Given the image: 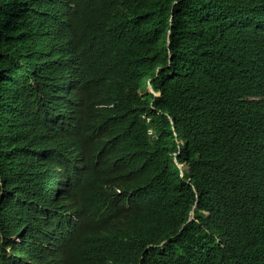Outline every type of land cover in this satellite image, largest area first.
I'll list each match as a JSON object with an SVG mask.
<instances>
[{
	"label": "trees",
	"instance_id": "1",
	"mask_svg": "<svg viewBox=\"0 0 264 264\" xmlns=\"http://www.w3.org/2000/svg\"><path fill=\"white\" fill-rule=\"evenodd\" d=\"M197 1L0 0V99L25 81L20 41L54 29L34 80L72 75L80 106L57 197L39 189L48 158L15 170L12 131L0 135V264L32 247L3 244L2 224L49 205L92 223L61 248L66 264H264V0Z\"/></svg>",
	"mask_w": 264,
	"mask_h": 264
},
{
	"label": "clouds",
	"instance_id": "2",
	"mask_svg": "<svg viewBox=\"0 0 264 264\" xmlns=\"http://www.w3.org/2000/svg\"><path fill=\"white\" fill-rule=\"evenodd\" d=\"M203 2L204 0L201 1L202 6H205L206 3ZM53 42L55 43L54 29L40 30L28 40L23 38L20 41L19 48L24 45L26 54L18 52L16 48L17 53L12 60L25 81L16 82L18 77L14 74L12 79L15 81V88L12 90L16 94L0 99V135L4 136L12 131L17 143L12 163L15 170L16 167L21 169L20 166L25 165L26 168L31 166V170L38 173V170L44 172V167L38 169L39 162L43 158H48L50 162L45 176L37 177L42 201L51 195L52 190L56 197L59 195L61 188L55 182L65 183L70 178L74 179V169L79 161L77 123L80 106L74 98L76 90L70 89V84L74 81L72 75H64L58 87L44 86L34 80L36 70L40 68L43 57L50 54L49 47ZM29 55L33 57L29 62L21 60V57ZM26 84H29L27 88ZM149 88L154 93L152 86L148 90ZM21 159H27L28 165L22 164ZM55 169L64 170L67 178H58L54 173ZM14 192L8 191V201L17 203L19 200L13 198ZM22 217L26 221L24 227L16 228L18 224H15L11 229L5 221L1 227V235L2 243L11 247L32 246L26 248L24 257L16 254L13 256L21 259L23 264H41V258L43 264H66L61 248L84 241L89 237L92 226L86 213L69 206H34L19 219ZM30 239L34 242H29ZM99 261L101 260L96 256L86 258V264H98ZM13 264H17V261Z\"/></svg>",
	"mask_w": 264,
	"mask_h": 264
},
{
	"label": "rangeland",
	"instance_id": "3",
	"mask_svg": "<svg viewBox=\"0 0 264 264\" xmlns=\"http://www.w3.org/2000/svg\"><path fill=\"white\" fill-rule=\"evenodd\" d=\"M37 46H41L40 44H37ZM28 51V50H27ZM34 52H39V51H34ZM151 89L149 88V91H150Z\"/></svg>",
	"mask_w": 264,
	"mask_h": 264
},
{
	"label": "bare ground",
	"instance_id": "4",
	"mask_svg": "<svg viewBox=\"0 0 264 264\" xmlns=\"http://www.w3.org/2000/svg\"><path fill=\"white\" fill-rule=\"evenodd\" d=\"M110 198H111V196H110ZM113 198H114V196H113ZM108 202V201H107ZM116 205V204H115ZM100 210V209H99ZM107 210V209H106Z\"/></svg>",
	"mask_w": 264,
	"mask_h": 264
}]
</instances>
